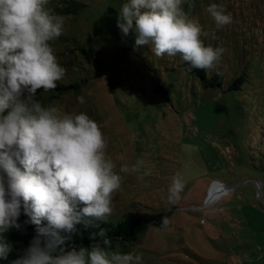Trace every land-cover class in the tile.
<instances>
[{
    "label": "rangeland",
    "instance_id": "obj_1",
    "mask_svg": "<svg viewBox=\"0 0 264 264\" xmlns=\"http://www.w3.org/2000/svg\"><path fill=\"white\" fill-rule=\"evenodd\" d=\"M124 2L49 0L55 14L79 7L60 15L63 34L50 42L66 69L56 83L79 90L49 99L38 89L34 97L85 112L99 125L122 177L105 222L116 224L129 212H172L169 228L149 227L114 251L142 253L143 264H264V0H184L185 13L208 33L204 45L224 49L206 70L208 79L217 76L215 87L187 74L179 57H157L151 45L135 47V22L126 36L117 27ZM213 3L232 17L219 30L205 11ZM153 74L167 98L153 92ZM238 78L243 82L230 90ZM141 160L139 172L120 171ZM147 169L151 175L139 179ZM176 173L185 187L170 204Z\"/></svg>",
    "mask_w": 264,
    "mask_h": 264
},
{
    "label": "clouds",
    "instance_id": "obj_2",
    "mask_svg": "<svg viewBox=\"0 0 264 264\" xmlns=\"http://www.w3.org/2000/svg\"><path fill=\"white\" fill-rule=\"evenodd\" d=\"M183 3L125 0L117 27L126 36L135 22L134 46L151 45L157 57H179L188 62L186 73L214 68L224 49L204 45L201 37L208 33L198 20L189 18ZM48 4L49 0H0V259L12 251L3 233L20 227L17 219L23 209L25 223L36 226V236L13 264H143L142 253L110 251L103 229L96 234L105 237L102 243L90 250H65L67 237L56 231L70 233L82 218L89 224L107 221L122 177L114 171L97 122L85 112L63 111L34 99L37 89H55L66 74L50 43L63 34L64 18ZM205 11L216 30L232 22L221 5L213 3ZM24 91L27 96L21 99ZM76 99L85 103L84 96ZM143 164L141 160L131 167L123 165L120 171L136 173ZM148 175L151 169L139 179ZM184 187V178L176 173L167 202L179 201ZM80 204L84 206L77 211ZM42 220L48 227H41ZM169 224L168 217H162L161 228ZM49 236L42 246L41 237Z\"/></svg>",
    "mask_w": 264,
    "mask_h": 264
},
{
    "label": "trees",
    "instance_id": "obj_3",
    "mask_svg": "<svg viewBox=\"0 0 264 264\" xmlns=\"http://www.w3.org/2000/svg\"><path fill=\"white\" fill-rule=\"evenodd\" d=\"M79 7L67 6L61 8L58 11V15H67L73 14ZM188 62H183L182 67L185 71V68L188 67ZM186 72V71H185ZM187 74L196 76L202 82L205 83L206 87L219 86V81L217 76L211 78L206 77V70L193 68ZM243 79L238 78L233 81L230 86L231 89L238 88V84L242 83ZM151 86L153 92L160 95L163 98L168 97V92L162 87L160 79L157 75L153 74L151 77ZM38 90V89H37ZM79 85H63L57 84V87L53 90L45 92L43 88H40L39 91L50 95V98L62 96L68 93L78 92ZM27 96V92H22V98ZM49 105V101L43 103ZM6 110V114H7ZM22 170V167L19 165ZM84 205L80 204L77 206V211L82 208ZM171 211L168 210L162 213H143L137 214L129 212L126 214L123 220L119 221L116 224H111L105 221H94L93 224L87 223L86 218H82L81 222L75 225V230L70 233H65L63 230H56L59 232L61 237H67L64 245L62 247L65 250H70L72 247L80 248L84 247L86 249L91 248V246L97 242L102 243V240L106 237L110 240V251H114V246L118 242H134L138 234L144 233L149 227H161L162 217H170ZM28 220V217L23 214V209H21V215L17 219V223L20 225L19 228L11 227L6 233H3V237L12 245V251L8 254L6 259H0V264H13V261L22 256L25 250L31 245V241L36 236V226L31 225L30 223H25ZM98 225V226H94ZM41 227H48V222L42 220ZM101 229L105 232V237H100L96 235ZM51 231V229H50ZM51 237H41L42 246L43 243L50 240Z\"/></svg>",
    "mask_w": 264,
    "mask_h": 264
},
{
    "label": "built area",
    "instance_id": "obj_4",
    "mask_svg": "<svg viewBox=\"0 0 264 264\" xmlns=\"http://www.w3.org/2000/svg\"><path fill=\"white\" fill-rule=\"evenodd\" d=\"M211 185H212V186H213V185L222 186L223 188H225V189L227 188V189H228V187H226L225 185H223V184H221V183H213V184H211ZM212 186H211V187H212Z\"/></svg>",
    "mask_w": 264,
    "mask_h": 264
},
{
    "label": "bare ground",
    "instance_id": "obj_5",
    "mask_svg": "<svg viewBox=\"0 0 264 264\" xmlns=\"http://www.w3.org/2000/svg\"><path fill=\"white\" fill-rule=\"evenodd\" d=\"M211 196H213L212 193H211Z\"/></svg>",
    "mask_w": 264,
    "mask_h": 264
}]
</instances>
